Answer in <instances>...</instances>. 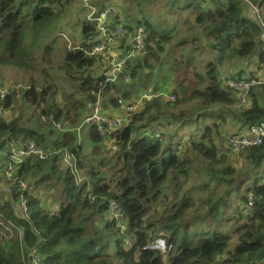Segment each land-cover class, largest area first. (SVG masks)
I'll use <instances>...</instances> for the list:
<instances>
[{
    "label": "trees",
    "instance_id": "1",
    "mask_svg": "<svg viewBox=\"0 0 264 264\" xmlns=\"http://www.w3.org/2000/svg\"><path fill=\"white\" fill-rule=\"evenodd\" d=\"M69 1L0 0V68L26 67V30L34 32L35 26L36 48L41 26L61 16ZM134 2L139 13L145 10ZM163 4L176 16L170 23L144 14L115 17L126 34L137 26L145 33L142 55L125 63L117 83L105 82L107 61L91 53L96 23L85 19L79 43L51 65L55 77L44 68L42 81L37 77L25 89L21 100L35 107V115L26 121L16 112L10 118L0 113V181L6 180L11 139L33 140L49 153L24 159L6 180L0 220L12 234L3 236L0 226V264H30L33 250L41 264H264V138L238 153L226 145L229 135L264 123L263 30L249 15L264 0ZM107 5L117 8L111 0H98L96 7ZM172 52L178 53L175 59ZM51 54L45 45L43 60L51 63ZM164 66L169 76L154 74ZM225 67L229 74L222 72ZM138 78L144 83L132 94L126 83ZM167 78L174 101L145 100L110 135L86 125L83 143L78 128L96 102L104 111L116 109L118 99L132 103L136 93L163 89L160 82ZM226 78L253 82L244 106ZM15 94L11 89L0 99V112L12 108ZM153 127L161 130V141L150 135ZM52 133L58 136L50 138ZM39 193L52 196L51 202L42 205ZM110 200L124 213L123 229L109 217ZM159 239L162 249L155 248Z\"/></svg>",
    "mask_w": 264,
    "mask_h": 264
},
{
    "label": "built area",
    "instance_id": "2",
    "mask_svg": "<svg viewBox=\"0 0 264 264\" xmlns=\"http://www.w3.org/2000/svg\"><path fill=\"white\" fill-rule=\"evenodd\" d=\"M98 0H83L82 6L88 11L87 20L96 23L97 38L93 44L91 53L96 55L103 60L107 61L108 73L105 76V82L116 83L120 77L125 63L132 60L143 53L144 49V39L145 33L142 26L134 27V30L130 34V46L128 49L118 54L116 45L121 41L125 30L123 25L120 23H114V19L119 15L118 9L114 6L107 5L101 11H98L96 5ZM96 3V5L94 4ZM262 27V26H261ZM261 39H264V29L262 27ZM253 82L239 81L234 82L226 78L225 84L235 91L239 98L241 106L246 103L245 95L247 94L251 84ZM264 84V82H263ZM172 89L169 87H164L151 94L142 93L138 98L132 103H126L122 99H118L116 110H120L119 114H110L103 110L101 103L96 102L89 113V115L83 120L82 125L96 124L98 130L101 134L110 135L116 128L121 127L134 116V114L139 111L143 103L147 99L151 98H161L169 101H174L175 97L171 94ZM6 92L2 91L0 87V99H3ZM152 137L162 140L161 130L157 127H153L149 131ZM264 138V123L253 126L248 133L242 134H232L226 139V145L233 153H238L243 149L259 145ZM9 155L10 162L7 164L5 169L6 180H11L14 174L15 167L20 164L26 158H34L37 160L44 159L48 156V152L44 150L41 146L37 145L33 140L27 138L11 139L8 148L5 152ZM79 181V178L78 180ZM21 189H26V183H21ZM250 205L247 208L250 209ZM21 217H26L28 214V209L26 206V200L21 197L19 201ZM108 214L110 219L115 220L121 229L124 228L122 225L124 220V213L121 207L114 200L109 201ZM0 226L4 228L1 234L5 237H10L12 234V229L10 226L5 225L0 220ZM19 235L22 236V231L19 230ZM163 241L159 239L157 241L155 248L162 249ZM30 264H41L37 259V254L35 250L31 253Z\"/></svg>",
    "mask_w": 264,
    "mask_h": 264
},
{
    "label": "rangeland",
    "instance_id": "3",
    "mask_svg": "<svg viewBox=\"0 0 264 264\" xmlns=\"http://www.w3.org/2000/svg\"><path fill=\"white\" fill-rule=\"evenodd\" d=\"M109 1V0H106ZM141 2V0H138ZM164 0H146L142 1L141 5L145 8V10L141 13L137 11L136 5L137 2H134V0H111L113 5L117 6L118 13L120 15V18H123V16H129L130 18H133L135 15L144 14L147 19L151 17V21H159L163 24H166L168 21L171 22L172 19H176V16L168 15L167 14V8L163 4ZM83 0H70L66 4H64V7L62 8L63 14L59 16L58 18H51L49 17V22L46 26H41L39 30V36H41L40 40L36 44L35 48V26H34V32L30 30H26L23 45L25 48H23V52L27 51L29 52V57L25 59V63L28 66L21 67V64L19 66H12L7 65V63L3 64L0 68V87L2 88V91L8 92L11 89L16 91L14 102L11 104L12 108L10 110H5V113L2 116H7L8 114H11V112H16V117H21L23 120H29L31 115H35V107L30 106L26 102L22 101L23 93L25 89L30 85H35V78L38 77V82L42 81L43 74L42 69H47L48 74L50 77L53 78L56 75V71L51 70V65H54L55 63L60 62L62 55L64 54V51L66 47H72L73 45H76L81 40L82 34V21L87 19V13L88 11L83 8L82 6ZM55 5H58L56 2ZM251 11L249 15L251 17L256 18L257 22L263 27L264 29V7L262 9H257L255 7L251 6ZM57 12V11H55ZM186 14V13H184ZM186 15H183V17ZM141 17V16H139ZM155 18V19H154ZM117 23V22H116ZM133 25V23H132ZM264 34V33H263ZM45 45H50L52 48V54L50 56V61L45 62L42 55V49ZM196 57L200 58L203 61H208L210 57L207 55H198V53L194 54ZM26 56V55H25ZM25 56H22V60L24 61ZM178 56V53L172 52L171 57L172 59H175ZM47 59L48 56H47ZM46 60V59H45ZM49 66V67H47ZM222 72L229 74L230 71H228L227 67L222 68ZM162 77L169 76V73L167 72L165 66L163 68L159 69L158 73ZM145 76V74L143 75ZM147 77H145L146 79ZM139 82L136 81H130L127 84V88L129 89L130 93L134 94L135 91L144 83V79L140 80L138 78ZM147 82V81H145ZM150 82L155 83V76H150ZM166 82V83H165ZM168 78L164 81L160 82L161 86L163 87H170V84H168ZM117 83V82H116ZM58 85L62 90H67L68 86H60V82H58ZM151 85V84H150ZM124 90H128L126 88H123ZM139 93H136V95H133L135 99L137 98ZM141 95V94H140ZM139 95V96H140ZM138 96V97H139ZM10 118L11 116L8 115ZM36 120L33 119L30 124H35ZM87 126H83L78 128V131L82 134L86 130ZM85 129V130H84ZM192 129V128H190ZM42 131H45L44 129H41ZM48 134V131L45 132ZM85 133V132H84ZM57 133H52L50 138L57 137ZM81 136V135H80ZM169 139L168 136L164 135V140ZM81 142V139H80ZM82 143V142H81ZM84 144H86V140L83 141ZM86 153L88 152V145L83 146ZM105 155V154H104ZM235 159V157H234ZM235 162H237L235 160ZM238 164V163H237ZM240 164V163H239ZM4 186L6 188L8 186L6 180L4 182L0 181V187ZM0 192H3L0 188ZM3 194V193H2ZM52 197V196H51ZM3 198L0 196V200ZM51 202V199H50ZM47 201H44L43 205H46ZM229 215H233L229 213Z\"/></svg>",
    "mask_w": 264,
    "mask_h": 264
},
{
    "label": "crops",
    "instance_id": "4",
    "mask_svg": "<svg viewBox=\"0 0 264 264\" xmlns=\"http://www.w3.org/2000/svg\"><path fill=\"white\" fill-rule=\"evenodd\" d=\"M125 30V29H124ZM130 46V34H124L121 41L116 45V49L118 50V54L122 53L123 51H125L126 49H128ZM106 112L110 113V114H119L120 110H116V109H109V110H106ZM85 130V129H84ZM87 130L88 128L86 127V130L82 133L83 136H84V139L87 141ZM1 190H3V192L0 193V196H2L3 198H5V194H6V191L7 189L4 188V186L0 187ZM3 193V194H2ZM39 198H40V201L43 205L44 201H47V204L50 203V199H51V196H41V194L39 193ZM56 209V206H53V209Z\"/></svg>",
    "mask_w": 264,
    "mask_h": 264
}]
</instances>
